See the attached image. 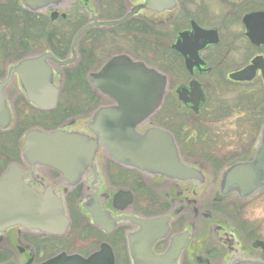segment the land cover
<instances>
[{"label": "flooded vegetation", "instance_id": "obj_1", "mask_svg": "<svg viewBox=\"0 0 264 264\" xmlns=\"http://www.w3.org/2000/svg\"><path fill=\"white\" fill-rule=\"evenodd\" d=\"M92 1L78 0L76 5L88 14L86 24L91 23L93 14L101 19L92 8ZM105 2L111 12L119 14L102 20L123 19L134 7L146 4V0ZM175 2L174 8L160 12L141 9L118 27H94L79 41L76 60L68 67L61 68L48 59L60 89L59 103L52 112H43L36 105L41 102L37 85L21 80L18 74L13 76L3 92L11 124L0 129V178L11 165L18 166L27 184L42 194L49 190L54 203H63L69 228L61 236L18 226L9 229L0 234V264H47L62 254L86 261L100 253L103 255L99 264H110V260L112 264H137L142 259L141 247L149 244L156 259L169 254L166 264H264V231L262 235L256 220L246 213L248 204H264V188L247 198L236 192L225 195L221 190L224 172L234 164L253 161L263 134L213 133L206 129V125L233 116L237 122H244L239 126L245 122L264 123V37L255 36L246 22L248 16L264 13V0ZM51 14L45 16L51 18ZM254 25L258 27L259 23ZM94 32H106L112 37L89 38ZM111 46L119 52L111 55ZM71 47L64 58H59L53 52L55 47L47 46L41 35L12 36L7 43L9 67L0 81L21 60L46 52L57 60H68L72 58ZM99 52L109 53V57L95 65ZM117 55H126L167 77L165 103L174 93L177 116L172 123H155L153 119L139 131L153 125L169 131L181 163L201 173L202 179L180 182L148 177L117 164L103 149L93 166L80 174L67 175L26 159L25 138L30 131L61 129L92 134L91 116L112 102L89 86L87 76ZM66 71L86 76V89L90 92L87 96L83 93L77 99L80 88L68 84ZM239 74L244 79H233ZM193 83L203 92L199 113L192 105L179 101L178 92H192ZM64 92L68 95L64 97L65 111H61ZM105 100L110 103L104 104ZM189 115L203 120V132L189 131ZM121 192L131 198H117ZM89 210L102 213L101 226ZM149 221L154 223L153 233L146 237L142 223ZM132 243L140 252L133 250L135 257Z\"/></svg>", "mask_w": 264, "mask_h": 264}, {"label": "water", "instance_id": "obj_2", "mask_svg": "<svg viewBox=\"0 0 264 264\" xmlns=\"http://www.w3.org/2000/svg\"><path fill=\"white\" fill-rule=\"evenodd\" d=\"M24 8L33 14L48 11H66L75 0H20ZM174 0H146L144 9L163 11L172 9ZM139 11L135 8L124 19L116 22H97L93 16L91 23L83 27L75 36L72 45V58L59 61L51 54L23 60L10 70L7 79L0 82V129L11 124V114L3 94L4 89L18 74L21 80H29L37 85L41 92V102H35L42 111L56 109L59 100V88L55 85V74L48 59L58 66L66 67L76 60V48L80 39L94 27H113L129 20ZM58 17L53 13L52 19ZM63 18L66 15L63 14ZM249 29L257 37H264V13L253 14L246 18ZM259 23L257 27L254 25ZM183 37V36H182ZM179 52L182 50L179 48ZM243 75L233 76L242 80ZM88 83L99 93L110 98L115 105L97 110L90 121L92 134L79 131L55 130L43 132L30 131L25 138L26 159L31 163L45 164L58 169L62 173H83L93 166L101 148L119 165L134 169L148 177H165L180 182L202 179L201 173L183 165L180 161L179 149L173 136L160 128L149 127L140 132L138 129L151 119L161 108L167 90V78L156 70L147 68L143 63L133 62L127 56H116L108 61L98 72L88 76ZM192 92L182 91L179 99L190 104L198 113L203 104V92L197 83H193ZM264 188V129L260 147L252 162L238 163L223 174L221 190L223 194L236 192L241 198H247ZM131 195L119 193L117 198ZM54 195L46 190L44 194L36 191L24 181L21 169L11 165L0 178V234L13 227L41 231L49 235H64L69 228V220L61 202L54 203ZM131 201V200H129ZM97 225L103 216L98 210L91 211ZM144 235L153 233L154 223H142ZM133 250L137 246L131 244ZM142 259L137 264L151 262L166 264L169 254L159 259L150 253V244L141 247ZM138 251V250H137ZM139 252V251H138ZM140 254V252H139ZM103 253L88 260L80 257H67L66 254L52 259L47 264H99ZM144 255V257H143ZM135 257V255H134ZM143 261V262H142ZM110 264L112 261L110 260ZM238 264H260L244 261Z\"/></svg>", "mask_w": 264, "mask_h": 264}, {"label": "rangeland", "instance_id": "obj_3", "mask_svg": "<svg viewBox=\"0 0 264 264\" xmlns=\"http://www.w3.org/2000/svg\"><path fill=\"white\" fill-rule=\"evenodd\" d=\"M104 1V3H103ZM109 1V0H107ZM113 2V0H111ZM105 0H94L92 1L91 5L92 8L99 12L101 15V19H108L110 17H116L119 12H111V10L109 9V7L105 6ZM89 19L88 14L86 13V11L78 6L73 7V9L71 10V12L69 13V22H64L62 20H59L58 22H48V24H50L49 26L54 27V28H64L66 25H68V23H75V22H87ZM2 28V27H0ZM74 33L71 34V36ZM67 37V38H71ZM93 37H97V38H108V37H112V35L107 34L106 32H104L103 34H98L97 32H94L92 34L89 35V38H93ZM45 42V40H44ZM119 52L117 47L111 46V50H110V54H117ZM101 54L96 55V59L95 60V65L99 62H101L102 60H105L109 57V53H102L99 52ZM10 56L9 54L6 55L5 60H0V77L4 75V73L8 70L9 64L8 62L10 61ZM16 61V60H15ZM82 79V80H81ZM81 82L84 84L85 81V75L83 76V78H81ZM82 83L78 82V87L80 88V91H78V96L77 99H80V97L82 96L83 93H85L86 89L81 85ZM86 87V86H85ZM82 88V89H81ZM87 92H89L87 90ZM85 95H87L85 93ZM172 97L174 98V93H171V95L169 96V98L166 101L165 107L163 108L164 110L166 109V113L165 115H163L161 117V121L162 123H172V118H175V116H177V107L178 105H173L174 102L172 100ZM175 99V98H174ZM106 103H110L108 100L104 101V104ZM61 105L64 106L65 104V98L62 99V101L60 102ZM172 107V108H171ZM180 108H183L181 105L179 106ZM170 113H169V109ZM179 108V109H180ZM162 109V110H163ZM85 109L81 110L84 111ZM163 110V111H164ZM162 111V112H163ZM180 112H182L180 110ZM187 116V114L185 115ZM203 116V114H202ZM70 117H74V116H70ZM189 117H191L190 119V123L188 124L189 127V131L190 132H203V120L199 121L193 118V115H189ZM167 119V121H166ZM64 121V120H62ZM154 122H159L158 119H154ZM161 123V124H162ZM244 122H237L236 121V116H233L231 119H228L227 121H223L220 123H215V124H211V125H206V129L208 132H213V133H236V132H246V133H254V134H259L264 126V123L262 122H250L247 123L245 122V124L243 126H239V124H243ZM195 124V126H194ZM196 130H193V129ZM200 128V130L198 129ZM246 213L247 216L254 218L256 220V225H258V227L261 230V234L263 235V231H264V204H259L258 202L256 203H251L248 204L246 207Z\"/></svg>", "mask_w": 264, "mask_h": 264}, {"label": "trees", "instance_id": "obj_4", "mask_svg": "<svg viewBox=\"0 0 264 264\" xmlns=\"http://www.w3.org/2000/svg\"><path fill=\"white\" fill-rule=\"evenodd\" d=\"M49 25L44 16H35L23 11L17 0H0V27H2L0 28V60H5L7 43L12 36L37 37L39 35L41 39L47 41L48 46L55 47L53 52L55 51L59 58H64L69 51L71 39L80 25L68 23L64 28H54ZM72 33L74 34L71 36ZM70 36L71 38H67ZM66 75L69 79L68 84L73 87L78 86V82L82 83L81 78L84 76L69 71ZM81 85L85 87V81ZM85 93L88 95L90 92L86 89ZM97 99L95 96L94 100ZM65 107V104L61 105L60 110L65 111Z\"/></svg>", "mask_w": 264, "mask_h": 264}]
</instances>
